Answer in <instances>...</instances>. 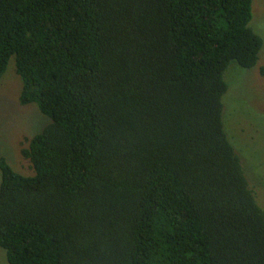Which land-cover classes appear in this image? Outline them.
<instances>
[{
	"label": "trees",
	"instance_id": "1",
	"mask_svg": "<svg viewBox=\"0 0 264 264\" xmlns=\"http://www.w3.org/2000/svg\"><path fill=\"white\" fill-rule=\"evenodd\" d=\"M252 20L253 0H0V79L15 57L51 119L23 141L33 174L0 157L9 264H264L222 100L259 60Z\"/></svg>",
	"mask_w": 264,
	"mask_h": 264
},
{
	"label": "rangeland",
	"instance_id": "2",
	"mask_svg": "<svg viewBox=\"0 0 264 264\" xmlns=\"http://www.w3.org/2000/svg\"><path fill=\"white\" fill-rule=\"evenodd\" d=\"M249 27L262 38L263 45L257 65L243 69L232 63L224 74L229 85L223 96L224 124L251 174L260 202L264 204V0H253V20ZM23 81L17 73L15 57L0 79V157L5 156L16 171L33 174L31 163L21 155L24 139L32 137L51 123L36 104L21 105L19 96ZM13 164V165H12ZM0 170V185H1ZM257 182V183H256ZM259 205L264 210V206ZM0 261L9 264L6 251L0 249Z\"/></svg>",
	"mask_w": 264,
	"mask_h": 264
}]
</instances>
